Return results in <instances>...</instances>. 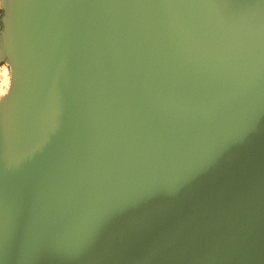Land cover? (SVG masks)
Here are the masks:
<instances>
[{"label": "water", "instance_id": "1", "mask_svg": "<svg viewBox=\"0 0 264 264\" xmlns=\"http://www.w3.org/2000/svg\"><path fill=\"white\" fill-rule=\"evenodd\" d=\"M0 7V264H264V0Z\"/></svg>", "mask_w": 264, "mask_h": 264}, {"label": "snow or ice", "instance_id": "2", "mask_svg": "<svg viewBox=\"0 0 264 264\" xmlns=\"http://www.w3.org/2000/svg\"><path fill=\"white\" fill-rule=\"evenodd\" d=\"M103 217H100L96 220V225L97 227L101 226L103 224ZM95 235V232L93 231L92 233L89 234V240L92 239ZM7 239H8V236L2 226V222H0V248H3L4 245L7 243ZM86 242H82L80 245H78L73 251H72V255H76L78 254L82 248L84 247ZM46 249L41 246V245H35L32 249V254L33 255H39L41 254L42 252H44Z\"/></svg>", "mask_w": 264, "mask_h": 264}, {"label": "rangeland", "instance_id": "3", "mask_svg": "<svg viewBox=\"0 0 264 264\" xmlns=\"http://www.w3.org/2000/svg\"><path fill=\"white\" fill-rule=\"evenodd\" d=\"M7 79H9V69L7 70L3 67L0 69V97L6 92L9 86V84L6 83Z\"/></svg>", "mask_w": 264, "mask_h": 264}, {"label": "flooded vegetation", "instance_id": "4", "mask_svg": "<svg viewBox=\"0 0 264 264\" xmlns=\"http://www.w3.org/2000/svg\"><path fill=\"white\" fill-rule=\"evenodd\" d=\"M1 13H2V9L0 7V17H1ZM0 29H1V20H0ZM3 67H5L8 70V66L4 63L3 60H0V69H2Z\"/></svg>", "mask_w": 264, "mask_h": 264}, {"label": "bare ground", "instance_id": "5", "mask_svg": "<svg viewBox=\"0 0 264 264\" xmlns=\"http://www.w3.org/2000/svg\"><path fill=\"white\" fill-rule=\"evenodd\" d=\"M6 81V80H5ZM7 84H9V79H7V82H6Z\"/></svg>", "mask_w": 264, "mask_h": 264}]
</instances>
